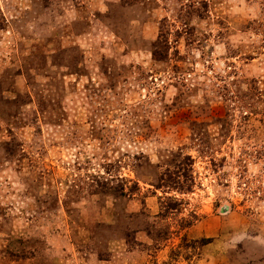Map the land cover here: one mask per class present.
I'll return each instance as SVG.
<instances>
[{
	"label": "rangeland",
	"instance_id": "rangeland-1",
	"mask_svg": "<svg viewBox=\"0 0 264 264\" xmlns=\"http://www.w3.org/2000/svg\"><path fill=\"white\" fill-rule=\"evenodd\" d=\"M0 264H264V0H0Z\"/></svg>",
	"mask_w": 264,
	"mask_h": 264
},
{
	"label": "trees",
	"instance_id": "trees-1",
	"mask_svg": "<svg viewBox=\"0 0 264 264\" xmlns=\"http://www.w3.org/2000/svg\"><path fill=\"white\" fill-rule=\"evenodd\" d=\"M204 242H205L204 240L200 241L201 244L204 243Z\"/></svg>",
	"mask_w": 264,
	"mask_h": 264
}]
</instances>
